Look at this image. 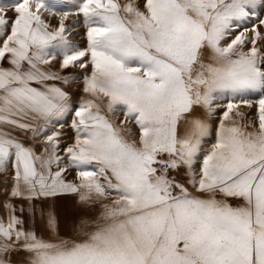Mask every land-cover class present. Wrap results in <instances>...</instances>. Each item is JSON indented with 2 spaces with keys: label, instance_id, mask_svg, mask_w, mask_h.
Listing matches in <instances>:
<instances>
[{
  "label": "snow or ice",
  "instance_id": "snow-or-ice-1",
  "mask_svg": "<svg viewBox=\"0 0 264 264\" xmlns=\"http://www.w3.org/2000/svg\"><path fill=\"white\" fill-rule=\"evenodd\" d=\"M0 264H264V0L0 3Z\"/></svg>",
  "mask_w": 264,
  "mask_h": 264
},
{
  "label": "rangeland",
  "instance_id": "rangeland-1",
  "mask_svg": "<svg viewBox=\"0 0 264 264\" xmlns=\"http://www.w3.org/2000/svg\"><path fill=\"white\" fill-rule=\"evenodd\" d=\"M3 2H5V0H0V3H3ZM120 118H122V114L116 117V119H120Z\"/></svg>",
  "mask_w": 264,
  "mask_h": 264
}]
</instances>
